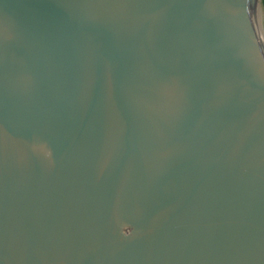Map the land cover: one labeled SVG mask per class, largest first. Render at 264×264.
Returning <instances> with one entry per match:
<instances>
[{
  "label": "water",
  "instance_id": "water-1",
  "mask_svg": "<svg viewBox=\"0 0 264 264\" xmlns=\"http://www.w3.org/2000/svg\"><path fill=\"white\" fill-rule=\"evenodd\" d=\"M262 0H0V264H264Z\"/></svg>",
  "mask_w": 264,
  "mask_h": 264
},
{
  "label": "bare ground",
  "instance_id": "bare-ground-1",
  "mask_svg": "<svg viewBox=\"0 0 264 264\" xmlns=\"http://www.w3.org/2000/svg\"><path fill=\"white\" fill-rule=\"evenodd\" d=\"M249 16L251 25L253 26L255 31V39L264 58V35L260 26V19L261 17H263V14L258 5L250 8Z\"/></svg>",
  "mask_w": 264,
  "mask_h": 264
},
{
  "label": "rangeland",
  "instance_id": "rangeland-1",
  "mask_svg": "<svg viewBox=\"0 0 264 264\" xmlns=\"http://www.w3.org/2000/svg\"><path fill=\"white\" fill-rule=\"evenodd\" d=\"M262 14H263V17H261L260 19V26H261V29L264 35V10L263 9H262Z\"/></svg>",
  "mask_w": 264,
  "mask_h": 264
},
{
  "label": "trees",
  "instance_id": "trees-1",
  "mask_svg": "<svg viewBox=\"0 0 264 264\" xmlns=\"http://www.w3.org/2000/svg\"><path fill=\"white\" fill-rule=\"evenodd\" d=\"M262 7H263V10H264V0H262Z\"/></svg>",
  "mask_w": 264,
  "mask_h": 264
}]
</instances>
